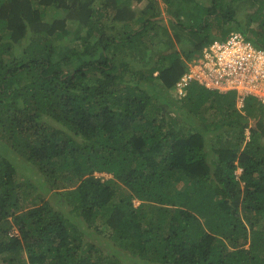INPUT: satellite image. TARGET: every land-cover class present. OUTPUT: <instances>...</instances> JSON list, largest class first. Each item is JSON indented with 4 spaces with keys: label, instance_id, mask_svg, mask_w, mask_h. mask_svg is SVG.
<instances>
[{
    "label": "trees",
    "instance_id": "16d2710c",
    "mask_svg": "<svg viewBox=\"0 0 264 264\" xmlns=\"http://www.w3.org/2000/svg\"><path fill=\"white\" fill-rule=\"evenodd\" d=\"M160 1L0 0V264H264V105L173 91L239 0Z\"/></svg>",
    "mask_w": 264,
    "mask_h": 264
},
{
    "label": "built area",
    "instance_id": "2783aa9c",
    "mask_svg": "<svg viewBox=\"0 0 264 264\" xmlns=\"http://www.w3.org/2000/svg\"><path fill=\"white\" fill-rule=\"evenodd\" d=\"M196 80L219 93H235L236 105L244 107L248 97L264 105V50L255 46L240 31H231L224 38H214L179 77L174 90Z\"/></svg>",
    "mask_w": 264,
    "mask_h": 264
},
{
    "label": "rangeland",
    "instance_id": "374dc122",
    "mask_svg": "<svg viewBox=\"0 0 264 264\" xmlns=\"http://www.w3.org/2000/svg\"><path fill=\"white\" fill-rule=\"evenodd\" d=\"M200 1H203V0H200ZM224 2H225L224 3L225 6H227V4L230 3V2L231 3H234V1H232V0H224ZM233 5L237 9V13L235 15L236 21L235 22H230V21L229 22H226L224 24L223 28H225L226 26L231 27V29H236V27H240L246 33H248L250 31L248 29V27L249 28H251V27L256 28L255 25L247 24V23H249L247 21V13L251 11V7L248 5V3L241 2V0H239V1L235 2ZM138 6L143 7L144 6V2L139 3ZM157 6L160 7L161 10H163L165 12V13H163V12L162 13L164 15L163 18H166V8H167V6L163 2H161L160 0L158 1ZM246 24L248 26H246ZM211 25H212V28L213 29H216L217 22L214 20V21H212ZM235 25H238V26H235ZM149 26H152V23H150ZM169 28H171V27H169ZM212 33L218 34L217 32H212ZM173 34L175 36V38H174L175 39V44H174L173 41H171V40L170 41H171V43L174 44V46L176 48H181V49H185V50L191 48V46H192L193 43L190 40H188V36H189L188 31H186V30H184L182 28L173 27ZM250 34H251V32H249V35ZM215 36H217V35H215ZM75 37L76 36H74L73 39ZM170 41H168V42H170ZM171 43H170V45H171ZM132 55H135V53H132ZM135 56H136V58H138L137 55H135ZM131 64L133 66L134 65H137V64L134 63V61ZM72 68H74V66L69 67V69H72ZM171 90H172V88L170 89L169 92H171ZM173 91H175L174 88H173ZM137 204H138V201L135 199L134 200V205H137ZM14 229H15V227H14ZM94 233H96V231H94ZM24 256H22V255L20 256L21 261H22V259H24Z\"/></svg>",
    "mask_w": 264,
    "mask_h": 264
},
{
    "label": "clouds",
    "instance_id": "9594fccd",
    "mask_svg": "<svg viewBox=\"0 0 264 264\" xmlns=\"http://www.w3.org/2000/svg\"><path fill=\"white\" fill-rule=\"evenodd\" d=\"M159 1V0H158ZM228 26H226V28H227ZM231 31H239L237 28L236 29H230V30H228L227 31V34H226V36L228 35V33L229 32H231ZM240 32H242V31H240ZM243 33V32H242ZM243 34H245V36H246V32H244ZM225 36V37H226ZM249 36V35H248ZM248 36H246L248 39H249V37ZM250 40V39H249ZM251 41V40H250ZM252 42V41H251ZM253 43V42H252ZM254 44V43H253ZM255 45V44H254ZM256 46V45H255ZM258 47V46H257ZM259 48H261V47H259ZM263 50H264V48H262ZM200 53V52H199ZM199 53H197L195 56L197 57L198 56V54ZM196 57H194V58H196ZM193 60V59H192ZM192 60L188 63V65H187V68H188V66H189V64L192 62ZM201 85V84H200ZM203 86V85H202ZM205 87V86H204ZM207 89V88H206ZM208 90H211V89H208ZM235 100H236V98H235ZM236 107H237V105H236ZM238 108V107H237ZM239 109V108H238ZM240 171H241V169H237L236 170V174L238 175L239 173H240ZM97 177H101V178H103V179H107V178H111L113 175L111 174V173H106V172H95L94 173ZM185 180H187L188 181V179L186 178ZM182 186H183V184H182ZM138 201V200H137ZM14 231H16L17 232V230H15L14 229Z\"/></svg>",
    "mask_w": 264,
    "mask_h": 264
},
{
    "label": "crops",
    "instance_id": "0c3cea01",
    "mask_svg": "<svg viewBox=\"0 0 264 264\" xmlns=\"http://www.w3.org/2000/svg\"><path fill=\"white\" fill-rule=\"evenodd\" d=\"M134 2H135V1H133V5H134ZM161 2H162V1H161ZM134 6H135V5H134ZM162 12H164V11L162 10Z\"/></svg>",
    "mask_w": 264,
    "mask_h": 264
}]
</instances>
